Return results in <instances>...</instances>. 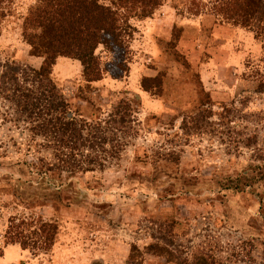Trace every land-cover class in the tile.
Returning a JSON list of instances; mask_svg holds the SVG:
<instances>
[{"label": "rangeland", "instance_id": "374dc122", "mask_svg": "<svg viewBox=\"0 0 264 264\" xmlns=\"http://www.w3.org/2000/svg\"><path fill=\"white\" fill-rule=\"evenodd\" d=\"M37 1L8 0L1 26L0 264H93L95 245L105 255L97 264H196L201 255L264 264V198L251 188L264 190V7L246 25L218 14L219 0H163L152 16L131 18L120 78L103 44L98 82L85 80L80 60L60 57L52 77L80 117H105L126 101L139 130L104 170L66 180L58 195L59 180L48 185L25 166L35 149L13 99L15 64L44 60L22 28ZM158 75L161 87L144 90L142 80ZM250 135L258 143L246 147ZM230 177L242 190L223 188ZM13 218L58 224L55 245L7 243Z\"/></svg>", "mask_w": 264, "mask_h": 264}, {"label": "trees", "instance_id": "16d2710c", "mask_svg": "<svg viewBox=\"0 0 264 264\" xmlns=\"http://www.w3.org/2000/svg\"><path fill=\"white\" fill-rule=\"evenodd\" d=\"M7 2L0 0V36L2 22L8 15ZM162 4L163 0H118L117 6L100 0H38L25 16L23 36L33 54L44 57L39 68L15 64L11 78L13 99L27 116L24 122L29 124L32 133L30 147L35 149V160L26 161L25 166L48 185L59 180L58 195L71 184L66 180L104 170L121 155L128 145V137L139 129L133 109L126 101L119 102L105 117L91 120L80 117L54 81V66L60 57L78 59L83 64L85 80L98 82L105 74L101 57L97 55V49L103 44L113 53V61L108 64L111 73L120 78L129 71L127 37L132 34L131 18L150 17ZM215 6L216 12L227 20L249 25L264 3L262 0H219ZM260 20H264V11ZM162 83L160 75L146 77L142 87L150 91ZM259 86L264 91V74L260 76ZM242 143L246 147L255 145L257 136L250 135ZM230 180L223 184L224 189L242 190L240 183L234 185L231 177ZM251 188L264 198V190L252 184ZM58 231V224L42 218H13L6 238L7 243H20L23 249L49 250L57 241ZM196 264H216V261L201 255Z\"/></svg>", "mask_w": 264, "mask_h": 264}, {"label": "crops", "instance_id": "0c3cea01", "mask_svg": "<svg viewBox=\"0 0 264 264\" xmlns=\"http://www.w3.org/2000/svg\"><path fill=\"white\" fill-rule=\"evenodd\" d=\"M70 239V238H69ZM17 247L16 246H12L10 249H12V250H17L16 249ZM57 249H58V247H57ZM122 249H123V247H122ZM93 264H97V263H102V262H104L105 260H104V257L103 256H105V255H103V253L101 252V253H99L100 251H99V249L96 247V245H95V247L93 246ZM124 250V249H123ZM127 249L125 248V251H126ZM100 254V255H99ZM63 257V256H62Z\"/></svg>", "mask_w": 264, "mask_h": 264}]
</instances>
